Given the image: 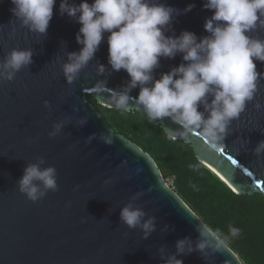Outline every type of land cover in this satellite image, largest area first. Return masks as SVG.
<instances>
[{
    "label": "water",
    "instance_id": "water-1",
    "mask_svg": "<svg viewBox=\"0 0 264 264\" xmlns=\"http://www.w3.org/2000/svg\"><path fill=\"white\" fill-rule=\"evenodd\" d=\"M159 2L181 10L165 35L179 36L183 30L198 38L208 35L204 23L213 10L203 7L205 0ZM59 4L56 0L44 36L15 20L11 0H0V60L14 48L33 50L29 66L11 81L0 80V264H164L161 246H165L163 254H177L176 242L185 237L194 250L177 254L183 264H244L228 246L217 252L195 250L200 238L196 225L203 220L168 185L153 158L116 133L87 100L90 95L100 105L115 108L109 92L97 93L94 85L106 80L108 89L119 92L130 79L126 70L112 71L108 64L109 33H104L79 78L67 82L62 65L68 53L83 47L76 40L81 24L66 13L61 15ZM189 4L194 7L184 13ZM249 34L264 39V28ZM181 63L187 62L179 53L162 57L153 74L159 79ZM254 63L257 72L264 73V62ZM100 64L105 66L102 75L97 72ZM138 93L139 87L134 88L130 96ZM257 101L260 109L255 107ZM130 107L137 111L135 104ZM82 117L87 123L81 126ZM61 121L62 131L50 138L53 125ZM158 122L166 133L179 127L167 117ZM230 129L222 151L212 149L198 131L188 141L176 140L190 144L199 161L219 173L236 193L264 194V153L257 156L252 151L264 140V81ZM102 133L110 136L111 143L100 139ZM93 134L96 138L88 142ZM41 156L46 161L43 166H55L58 190H49L33 202L18 190L17 181L27 164ZM221 166L231 169L228 176ZM129 202L156 217V230L147 239L141 229H130L120 220V209Z\"/></svg>",
    "mask_w": 264,
    "mask_h": 264
},
{
    "label": "clouds",
    "instance_id": "clouds-1",
    "mask_svg": "<svg viewBox=\"0 0 264 264\" xmlns=\"http://www.w3.org/2000/svg\"><path fill=\"white\" fill-rule=\"evenodd\" d=\"M11 2L15 20L32 32L47 34L56 0ZM193 7L189 4L182 11L189 12ZM203 7L213 10V14L204 23L208 35L198 38L188 30L181 31L179 36L165 35L181 10L159 0H92L91 3L81 0L79 4L60 0V14L66 13L81 24L76 40L83 46L79 52L68 53L67 62L62 65L67 82L71 84L79 78L81 70L98 51L104 33H109L108 64L112 71L126 70L130 79L119 92L108 89L106 80L97 82L93 90L108 91L110 104L123 112L133 109L131 103L136 105L137 111L144 112L149 121L169 118L179 125L167 130L170 140L188 141L190 135L198 131L212 149L220 150L230 134L232 121L254 100L259 83L264 81V73L257 72L254 63V60L264 62V39L249 34L258 27L264 28V0H205ZM178 53L187 63L172 67L156 79L153 73L160 66V58H174ZM32 57L31 48L12 49L0 60V80H13L18 71L33 62ZM97 72L102 75L105 66L100 64ZM137 87L138 96H130ZM201 106L202 111L198 110ZM255 107L260 109L262 105L257 101ZM86 123V117L78 121L81 126ZM63 127V121L55 123L49 137H55ZM94 138L95 134L87 140L91 142ZM100 139L111 143L110 136L104 133ZM252 151L257 156L264 153V140ZM45 163L44 157H37L36 162L27 164L17 181L18 190L33 202L42 199L49 190H58L57 170L54 165L43 166ZM189 167L198 170L199 165ZM146 216L143 208L131 202L120 209V220L130 229H141L145 239L156 230V217L144 219ZM196 230L200 238L195 250L217 252L227 247L228 237L207 223L199 222ZM239 233V228L229 227L231 237ZM164 247L160 249V256H166L164 264H183L177 254L194 250L188 237L177 240V254H163Z\"/></svg>",
    "mask_w": 264,
    "mask_h": 264
},
{
    "label": "trees",
    "instance_id": "trees-1",
    "mask_svg": "<svg viewBox=\"0 0 264 264\" xmlns=\"http://www.w3.org/2000/svg\"><path fill=\"white\" fill-rule=\"evenodd\" d=\"M87 100L116 133L137 144L153 158L163 177L172 178L174 191L204 223L228 237L227 246L244 264H264L262 192L236 193L199 161L190 144L168 139L160 123L149 121L144 112L107 108L90 95ZM191 164H198V170L191 169ZM230 226L240 229L238 236L229 235Z\"/></svg>",
    "mask_w": 264,
    "mask_h": 264
},
{
    "label": "snow or ice",
    "instance_id": "snow-or-ice-1",
    "mask_svg": "<svg viewBox=\"0 0 264 264\" xmlns=\"http://www.w3.org/2000/svg\"><path fill=\"white\" fill-rule=\"evenodd\" d=\"M218 151H222V149H220V150H218ZM229 159L231 160V163L232 164H235L236 163V160H234V159H231V157H229ZM231 171V169L230 168H227V167H224V166H221V171H223L224 173H225V175H227L228 176V171ZM230 178V177H229ZM231 179V178H230ZM233 183H235V181H233Z\"/></svg>",
    "mask_w": 264,
    "mask_h": 264
},
{
    "label": "bare ground",
    "instance_id": "bare-ground-1",
    "mask_svg": "<svg viewBox=\"0 0 264 264\" xmlns=\"http://www.w3.org/2000/svg\"><path fill=\"white\" fill-rule=\"evenodd\" d=\"M206 165L211 169V171L212 172H214L215 174H216V176H218L223 182H225L226 184H228L227 182H226V180L219 174V173H217L212 167H210L207 163H206ZM231 188V187H230Z\"/></svg>",
    "mask_w": 264,
    "mask_h": 264
},
{
    "label": "built area",
    "instance_id": "built-area-1",
    "mask_svg": "<svg viewBox=\"0 0 264 264\" xmlns=\"http://www.w3.org/2000/svg\"><path fill=\"white\" fill-rule=\"evenodd\" d=\"M165 180H166V182L168 183V185H169L172 189H174L173 184H172V183H169L167 179H165Z\"/></svg>",
    "mask_w": 264,
    "mask_h": 264
},
{
    "label": "rangeland",
    "instance_id": "rangeland-1",
    "mask_svg": "<svg viewBox=\"0 0 264 264\" xmlns=\"http://www.w3.org/2000/svg\"><path fill=\"white\" fill-rule=\"evenodd\" d=\"M214 173V172H213ZM215 174V173H214ZM167 180H168V182L169 183H172L173 184V180H172V178H167Z\"/></svg>",
    "mask_w": 264,
    "mask_h": 264
}]
</instances>
